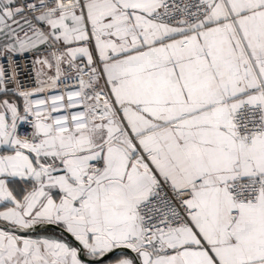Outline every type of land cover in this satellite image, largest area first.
<instances>
[{
  "label": "snow or ice",
  "instance_id": "6c2138e0",
  "mask_svg": "<svg viewBox=\"0 0 264 264\" xmlns=\"http://www.w3.org/2000/svg\"><path fill=\"white\" fill-rule=\"evenodd\" d=\"M0 264H264V0H0Z\"/></svg>",
  "mask_w": 264,
  "mask_h": 264
}]
</instances>
